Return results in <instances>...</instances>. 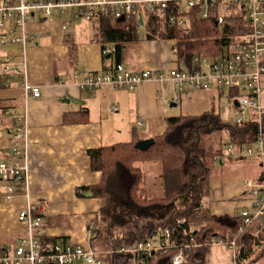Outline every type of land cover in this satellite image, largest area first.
<instances>
[{"label":"crops","instance_id":"crops-1","mask_svg":"<svg viewBox=\"0 0 264 264\" xmlns=\"http://www.w3.org/2000/svg\"><path fill=\"white\" fill-rule=\"evenodd\" d=\"M27 32L24 50L19 43L0 44V55L7 54L19 67L8 74L0 72V160H13L15 117L25 115L29 199L44 207L45 233L63 242L87 244L86 225L105 204L104 198L76 193L78 187L97 184L100 179V172L90 168L88 149L128 141L133 130L142 140L153 138L165 130L168 117L183 113V98L190 95L186 99L192 101L195 95L208 92L212 107L216 95L224 106L226 92L189 91V86L154 79L133 89L108 84L88 90L80 87L86 74L116 64L112 44L100 41L99 20L71 18L66 22V15L60 14L35 17L28 19ZM173 44L174 39H147L140 29L138 39L124 47L118 63L134 72L183 67L179 55L171 50ZM24 79L40 87L39 97H25ZM260 168L257 176H245V180H256ZM243 185L242 181L212 184L207 198L212 212L237 214L247 204L241 195ZM6 194V183L0 180V246H12L26 229L16 215L27 201L25 194L18 192L10 199ZM224 247L212 244L210 255L216 252L226 264ZM253 264H264V255Z\"/></svg>","mask_w":264,"mask_h":264},{"label":"trees","instance_id":"trees-1","mask_svg":"<svg viewBox=\"0 0 264 264\" xmlns=\"http://www.w3.org/2000/svg\"><path fill=\"white\" fill-rule=\"evenodd\" d=\"M172 8L171 2L161 12L144 10L140 29L147 39L176 38L177 54L187 66L195 54L210 58L222 55L234 43L232 37L246 30L240 13L228 16L218 27L211 19L199 17L201 5L191 8L190 25L175 26L168 20ZM98 20L100 41L112 44L118 63L124 47L138 39L137 19L133 15L123 21ZM261 127L264 129V112ZM257 128L250 121L230 123L211 107L168 117L165 130L145 147L138 146L142 139L133 130L128 141L89 148L90 168L100 172V179L97 184L78 187L76 193L90 191L91 196L105 199L88 223L92 225L89 243L97 247L100 242L114 249L110 264H132V255L118 251L120 246H131L173 227L170 238L175 246L141 254V264H172L179 248L183 250V264H209L213 236L224 242L234 238L238 264H253L264 255V226L256 219L240 231L242 217L212 212L207 198L214 165L222 163L225 154L231 159L238 157L227 153L224 144L233 143L236 149L251 145L256 141ZM151 162L160 164L159 194L146 187L145 166ZM178 217L183 219L180 224H176Z\"/></svg>","mask_w":264,"mask_h":264},{"label":"built area","instance_id":"built-area-1","mask_svg":"<svg viewBox=\"0 0 264 264\" xmlns=\"http://www.w3.org/2000/svg\"><path fill=\"white\" fill-rule=\"evenodd\" d=\"M175 8L168 15L169 23L179 27L190 25V10L201 5L199 17L211 19L215 25L222 27L227 17L240 13L244 18L246 30L234 35L233 44L225 48L223 54L207 57L195 54L191 65L187 66L182 59L183 67H172L166 70L131 71L122 63H116L109 70L91 72L84 76L80 87L88 90L103 85H113L133 89L145 80H169L178 86H189L196 89L227 90L226 103L222 117L242 125L246 121L256 123L258 128L253 144L236 149L233 143L227 144L226 152L238 157H257L261 162L259 177L244 181L242 197L247 204L237 213L242 217L240 231L245 225L259 219L264 226V129L261 127L264 112V0H0V44L19 43L23 50L29 35L27 22L29 18L66 15L69 19L98 20L101 17L123 21L135 15L136 29L142 25V12L162 11L168 3ZM172 52L178 53L176 38ZM104 53L106 49L103 51ZM19 67L7 54L0 55V72L8 74ZM25 97H39L38 85L22 82ZM237 101V105L234 103ZM233 111V116L229 111ZM11 151L13 160H0V180L6 183V198L15 193H23L26 202L16 214L26 224L25 233L14 240L12 246H0V264H110L109 256L115 251L101 250L96 246L72 242H59L45 233L43 227L44 207L29 199V175L26 158L28 145V122L25 115L15 117ZM21 158L23 159L21 161ZM248 196L250 197L248 199ZM183 222L176 218V224ZM92 225H88V234ZM173 227H166L154 237L136 242L131 246H120L117 250L130 253L133 264L143 262L142 254L157 250L166 251L175 246L170 234ZM213 245H224L229 250L226 264H238L235 239L227 242L213 236ZM182 248L172 256V264H183Z\"/></svg>","mask_w":264,"mask_h":264},{"label":"rangeland","instance_id":"rangeland-1","mask_svg":"<svg viewBox=\"0 0 264 264\" xmlns=\"http://www.w3.org/2000/svg\"><path fill=\"white\" fill-rule=\"evenodd\" d=\"M72 25H70L69 27H71ZM194 90H195V88L189 87V91H194ZM225 92H227V90H225ZM207 94L209 95L208 92H207ZM201 95L202 96H196L195 95L194 97H192V99H193L192 101L187 100V99H190V97H191L190 95H188V97H186V95H185V97L187 99L183 98V100H184V102L182 104L183 113L188 112L190 114H193V113H198V111L203 109V108H211L212 104H213L212 99H210V97L208 95H206V93H201ZM193 104H196V105H193ZM223 104L224 103L222 102V99L218 100V97L216 95L214 98V108H217L219 111H221L224 109ZM229 115L233 116L232 110L229 111ZM225 149H227V144H224V150ZM228 159H231V158L225 154V156H223V158H222L223 163H216L214 165V168L212 170V175L210 178V186L211 187H212V184L216 183V185H217L218 182L219 183L230 182L231 184H235V183L242 181V185H243V182L245 180V176H248L246 178L252 179L254 176H257V173L259 171L258 170L259 165L262 166L261 162L258 160L257 157H255V158L250 157V158L243 159L242 157L239 158V157L234 156L231 160L227 161ZM253 161H257V162H253ZM159 166H160V164L158 162H151L145 166V169H146V187L147 188L151 187L150 190H151V192H154V194L155 193L159 194L161 192L160 187H159V181H158V180H160V174H161V168ZM260 171H261V168H260ZM145 191L149 192L147 189ZM209 193H210V190H209ZM249 198L250 197L248 196V199ZM238 199L241 200L239 198V196H238ZM57 240L59 242H61L60 241L61 239H57ZM97 247L99 249L105 250V251L112 249L111 247H105L100 242L98 243ZM225 252H226V254H229V250L224 247L223 253H225ZM214 253H216V252H214ZM214 253L212 254L213 257H212V255H210V257H209V259L212 260L211 264H223L222 258L220 256H219L220 258L219 257L217 258Z\"/></svg>","mask_w":264,"mask_h":264},{"label":"water","instance_id":"water-1","mask_svg":"<svg viewBox=\"0 0 264 264\" xmlns=\"http://www.w3.org/2000/svg\"><path fill=\"white\" fill-rule=\"evenodd\" d=\"M234 103L237 105V101H234ZM175 103L173 102L172 105H174ZM152 142V138L150 139H146V140H141L140 142H138V146L140 147H145L146 145H148L149 143ZM87 195H91V192L88 191Z\"/></svg>","mask_w":264,"mask_h":264}]
</instances>
